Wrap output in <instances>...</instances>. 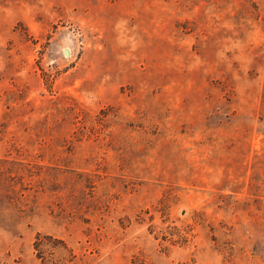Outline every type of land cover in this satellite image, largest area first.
I'll list each match as a JSON object with an SVG mask.
<instances>
[{
  "label": "rangeland",
  "instance_id": "rangeland-1",
  "mask_svg": "<svg viewBox=\"0 0 264 264\" xmlns=\"http://www.w3.org/2000/svg\"><path fill=\"white\" fill-rule=\"evenodd\" d=\"M0 264H264V0H0Z\"/></svg>",
  "mask_w": 264,
  "mask_h": 264
},
{
  "label": "water",
  "instance_id": "water-1",
  "mask_svg": "<svg viewBox=\"0 0 264 264\" xmlns=\"http://www.w3.org/2000/svg\"><path fill=\"white\" fill-rule=\"evenodd\" d=\"M65 55H66V56L68 55V52H67V50L65 51Z\"/></svg>",
  "mask_w": 264,
  "mask_h": 264
}]
</instances>
